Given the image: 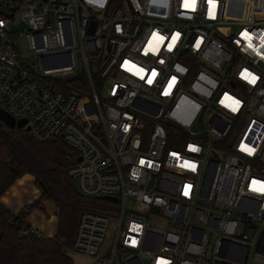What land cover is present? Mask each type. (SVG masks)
Listing matches in <instances>:
<instances>
[{"label":"built area","instance_id":"1","mask_svg":"<svg viewBox=\"0 0 264 264\" xmlns=\"http://www.w3.org/2000/svg\"><path fill=\"white\" fill-rule=\"evenodd\" d=\"M185 2L0 0V111L73 149L68 176L98 202L71 259L264 264V0ZM79 62L87 94L62 87Z\"/></svg>","mask_w":264,"mask_h":264},{"label":"trees","instance_id":"2","mask_svg":"<svg viewBox=\"0 0 264 264\" xmlns=\"http://www.w3.org/2000/svg\"><path fill=\"white\" fill-rule=\"evenodd\" d=\"M62 87L82 94L90 90L85 73L66 79ZM0 151L8 156L7 161H0V197L16 179L29 174L42 192L40 200L53 202L58 211L57 232L47 238L31 233L24 221L39 202L17 215L0 204V264H74L63 247H71L83 209L98 206L97 201L80 196L68 176L76 152L61 139L36 142L25 130L10 129L2 121Z\"/></svg>","mask_w":264,"mask_h":264},{"label":"crops","instance_id":"3","mask_svg":"<svg viewBox=\"0 0 264 264\" xmlns=\"http://www.w3.org/2000/svg\"><path fill=\"white\" fill-rule=\"evenodd\" d=\"M42 192L35 186L34 178L24 174L0 197V204L14 215L19 214L26 207L39 202V206L31 208L25 218V223L40 235L53 238L57 232L58 211L51 201L40 200Z\"/></svg>","mask_w":264,"mask_h":264},{"label":"rangeland","instance_id":"4","mask_svg":"<svg viewBox=\"0 0 264 264\" xmlns=\"http://www.w3.org/2000/svg\"><path fill=\"white\" fill-rule=\"evenodd\" d=\"M19 31L22 32L24 31V27H19ZM15 41V44H16V49H17V52L19 54V56L23 59V60H28L29 57H30V54L31 52L28 50L26 44H25V41L22 39V38H15L14 39ZM94 66L92 67V71L94 72ZM78 71H77V74L80 75L82 73H84V69H83V66L82 64L79 62L78 63ZM98 93V96L100 98H102V94L100 92H97ZM216 126L218 128H221V126L218 124V122H216ZM8 160V156L6 155V153L4 151H0V161H7ZM130 206V205H129ZM101 210H109V211H113L115 213L118 212V208L116 205L114 204H107L106 207H99ZM72 260H73V263L74 264H87V261L86 260H83L81 259L80 257H77V256H74L72 257Z\"/></svg>","mask_w":264,"mask_h":264},{"label":"snow or ice","instance_id":"5","mask_svg":"<svg viewBox=\"0 0 264 264\" xmlns=\"http://www.w3.org/2000/svg\"><path fill=\"white\" fill-rule=\"evenodd\" d=\"M194 5H195V0H191V3H189L188 0H186V2H185V7H192ZM154 38H156V39H158L160 41H163L164 40V37H162V36H155V34H154ZM249 39H250V37H249ZM174 43H175V38H173V41H172V44H174ZM172 44L169 45V50H171ZM249 47H252L251 43H249ZM243 75L245 76V78L249 79V82L250 83H254L255 80H256V77L254 75H251L250 73H244ZM153 76H155V72H153ZM148 82L151 83V80H149ZM241 147H242V150L248 152L249 154H251V153H253L255 151L254 148H249L246 145H242ZM192 150H195V149H192ZM141 163L143 164L144 162L141 161ZM186 166L192 167L193 169L195 167L194 165H186ZM255 190L256 191H264V186H261L260 188H257ZM184 194L185 195L188 194V188H187V186H186V189H185V193ZM133 243H135V241H133Z\"/></svg>","mask_w":264,"mask_h":264},{"label":"water","instance_id":"6","mask_svg":"<svg viewBox=\"0 0 264 264\" xmlns=\"http://www.w3.org/2000/svg\"><path fill=\"white\" fill-rule=\"evenodd\" d=\"M0 121L4 122L10 129L21 130L26 125L25 120L15 121L10 115L4 111H0ZM80 158H77L76 161H79Z\"/></svg>","mask_w":264,"mask_h":264}]
</instances>
